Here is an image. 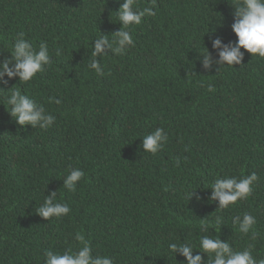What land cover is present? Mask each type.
Segmentation results:
<instances>
[{
    "label": "trees",
    "instance_id": "16d2710c",
    "mask_svg": "<svg viewBox=\"0 0 264 264\" xmlns=\"http://www.w3.org/2000/svg\"><path fill=\"white\" fill-rule=\"evenodd\" d=\"M233 2L155 0L126 53L97 57V75L87 67L93 40L121 28L123 0H0V62L20 33L37 49L46 43L52 59L30 82L5 76L0 88H19L56 117L47 130L19 125L0 91V264H44L45 250L81 247L77 232L114 264H185L169 244L190 243L196 255L204 235L234 250L254 245L264 259V58L241 49L242 64L218 71L212 46L237 40ZM161 127L167 143L144 152L143 136ZM71 168L85 173L74 192L64 188ZM251 173L246 199L227 209L210 201L217 177ZM53 192L71 212L47 220L36 207ZM245 212L256 218L255 240L233 223Z\"/></svg>",
    "mask_w": 264,
    "mask_h": 264
},
{
    "label": "clouds",
    "instance_id": "9594fccd",
    "mask_svg": "<svg viewBox=\"0 0 264 264\" xmlns=\"http://www.w3.org/2000/svg\"><path fill=\"white\" fill-rule=\"evenodd\" d=\"M234 8V23H232V31L237 40L229 45H222L220 39L212 41V46L219 50V60L215 63L219 65L218 71L225 66H234L242 64L245 53L241 49H245L253 56L264 58V0H234L231 4ZM155 0H152L151 7L143 9L135 5V0H123L118 11H115L121 28L112 33V38L108 35H100L94 39V46L91 48V56L87 62V67L94 70L97 75H103L100 59L108 55L105 49L110 50L114 55L126 53L127 49L134 45L133 36L130 29L135 25H140L146 16H155L154 11ZM209 33V32H208ZM10 56L3 62H0V81L7 84L4 80L7 76L9 79L19 77L20 82H30L36 75L43 72L45 66L52 63L49 49L46 43H41L39 48H35L33 44L24 38V33H20L11 46ZM203 56L204 67L210 68L213 61L209 49L206 47L204 52H199ZM61 54V50H57V55ZM0 91H4L0 88ZM208 91H214L211 85ZM5 103L10 106V115L18 122L19 125H31L33 128L47 130L50 128L56 117L51 113H47L43 105H38L28 95L22 93L19 88L12 87L6 91ZM56 104H60L61 100L54 99ZM168 134L164 128H157L143 136L142 148L144 152L157 154L167 143ZM179 164V160H177ZM85 173L80 168H71L64 177V188L69 191H76L77 184L80 182ZM258 179L256 173L243 176L237 179L234 176L217 177L212 183L210 189L212 194L210 201H219L218 209H227L230 205L235 204L238 200L246 199L252 191L253 182ZM193 191L189 194V198L195 194ZM57 192H53L51 196H45L44 202L36 207V213L41 217L49 220L52 217L60 218L71 212L70 206L65 202H57ZM233 223L238 226L240 233L248 235L251 231V238L255 240L258 233L255 232L254 226L256 218L248 212L242 217L235 216L232 218ZM222 222V218L217 220V224ZM202 231H207V224L201 223ZM75 239L80 242L81 247L77 250L68 249L63 253L45 250L44 264H114L109 256L93 255L90 244L85 237L77 232ZM169 250L175 255L179 253L186 258L185 264H204L203 256L199 253L206 254L209 258L208 264H264V259L257 260L252 252L254 245L243 250H234L233 247L221 238H213L204 235L200 238L198 247L199 253L193 255L196 250L190 243H171Z\"/></svg>",
    "mask_w": 264,
    "mask_h": 264
}]
</instances>
